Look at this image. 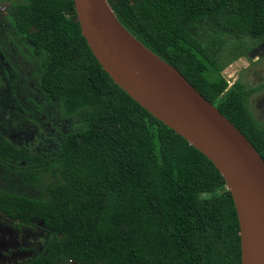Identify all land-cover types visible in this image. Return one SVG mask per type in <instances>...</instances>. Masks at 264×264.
I'll use <instances>...</instances> for the list:
<instances>
[{
	"label": "trees",
	"instance_id": "trees-1",
	"mask_svg": "<svg viewBox=\"0 0 264 264\" xmlns=\"http://www.w3.org/2000/svg\"><path fill=\"white\" fill-rule=\"evenodd\" d=\"M106 2L264 159V124L250 109L263 86L239 80L229 88L222 75L264 43V0ZM0 3L31 49L33 86L66 119L40 118L31 143L0 130V168L33 188L46 175L55 179L35 197L0 185V215L20 226L43 222L51 235L44 254L23 264H241L239 219L224 178L105 72L82 35L74 0ZM47 133L58 137L57 149L40 153Z\"/></svg>",
	"mask_w": 264,
	"mask_h": 264
},
{
	"label": "water",
	"instance_id": "water-1",
	"mask_svg": "<svg viewBox=\"0 0 264 264\" xmlns=\"http://www.w3.org/2000/svg\"><path fill=\"white\" fill-rule=\"evenodd\" d=\"M74 4L82 35L105 72L218 169L239 219L241 264H264L261 154L185 77L140 43L117 19L106 0H74Z\"/></svg>",
	"mask_w": 264,
	"mask_h": 264
},
{
	"label": "rangeland",
	"instance_id": "rangeland-1",
	"mask_svg": "<svg viewBox=\"0 0 264 264\" xmlns=\"http://www.w3.org/2000/svg\"><path fill=\"white\" fill-rule=\"evenodd\" d=\"M32 62L31 49L17 35L9 20L8 4L0 3V130L20 144L31 143L34 137H38L32 134L37 126L43 125V122L39 123L43 116L66 120L60 108L51 103L38 87L33 86L30 78V72L34 69ZM222 75L229 88L239 78L248 87L264 86V56L255 60L241 57L227 65ZM260 96L263 98L264 88L250 99V109L255 118L264 117V104L257 103ZM48 135L47 138L39 137L43 144H40L38 152L47 153L57 149V145L53 148L52 143L58 137L55 134ZM7 175L9 173L0 168L1 186L21 193L27 192L34 197L40 194L42 188L55 181L46 175L38 188H33L32 185L25 186L19 175H9L8 179ZM19 226V223H12L0 215V264H23L25 259L44 254L51 235L45 230L43 222L35 221Z\"/></svg>",
	"mask_w": 264,
	"mask_h": 264
},
{
	"label": "flooded vegetation",
	"instance_id": "flooded-vegetation-1",
	"mask_svg": "<svg viewBox=\"0 0 264 264\" xmlns=\"http://www.w3.org/2000/svg\"><path fill=\"white\" fill-rule=\"evenodd\" d=\"M253 55L256 56L255 59L264 56V43H261V44H258L256 46H254L248 52V54L246 56H244V58L247 59V60H250V59L255 60V59H253L254 58ZM239 80H240V78L237 81H239ZM263 88H264V86L261 89H263ZM260 90H258V91H260ZM254 93H256V92H254ZM253 94L251 95L250 99L252 98ZM257 103H259V104L263 103L264 104V96H263V98H262V96L258 97L257 98ZM256 107H259V106H256ZM263 113H264V111H263ZM257 120H258L259 123L264 124V117L263 118H257Z\"/></svg>",
	"mask_w": 264,
	"mask_h": 264
}]
</instances>
